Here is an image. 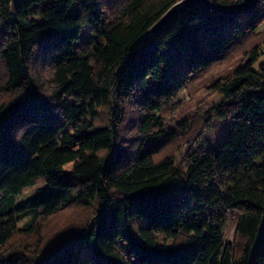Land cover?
Here are the masks:
<instances>
[{
    "label": "trees",
    "instance_id": "1",
    "mask_svg": "<svg viewBox=\"0 0 264 264\" xmlns=\"http://www.w3.org/2000/svg\"><path fill=\"white\" fill-rule=\"evenodd\" d=\"M67 1L16 0L12 10L0 0V262L25 261L3 250L14 213H32L27 229L40 215L95 201L89 224L45 253L37 242L29 264H81L77 241L90 264H264V65L253 67L260 46L245 45L257 21L240 23L260 16L264 0H209L210 9L197 5L144 42L177 0H86L85 16L96 14V38L86 40L85 16ZM231 49L243 59L215 82L231 132L202 157L156 158L176 135L162 128L161 110ZM101 107L113 111L111 125L94 123ZM128 107L137 113L130 140L118 133ZM68 124L72 133L58 138ZM38 178L44 185L16 201ZM228 212L243 240L237 252L223 237Z\"/></svg>",
    "mask_w": 264,
    "mask_h": 264
},
{
    "label": "rangeland",
    "instance_id": "2",
    "mask_svg": "<svg viewBox=\"0 0 264 264\" xmlns=\"http://www.w3.org/2000/svg\"><path fill=\"white\" fill-rule=\"evenodd\" d=\"M85 1L68 0L67 7L85 16V8L82 6ZM52 14L53 11L49 10L40 16H33V20L41 23ZM108 15V13H104L103 19L107 21ZM254 20L257 21L256 26L244 42L247 48L258 44L262 49L253 64V67L258 69L264 65V5L263 13L260 16L254 14L244 15L240 18V23L246 25ZM95 21L96 14L94 12L85 16L80 29L81 40L96 38ZM242 59V50L240 49H231L226 52L221 61L193 77L186 87L178 91L175 100L161 110L162 128L164 130L174 129L176 135L162 142L155 152L156 158L169 156L176 164L184 163L192 158L202 157L210 149L224 141L231 132L232 119L229 114L222 117L218 115V110L221 108L222 92L215 82L228 76ZM112 113L113 111L107 107L99 108L94 123L96 125H111L113 121ZM136 124V109L132 107L125 108L118 126L119 136L130 140L136 133ZM65 131L72 133L70 124L63 127L58 133V138H62ZM71 167L72 163L64 166L65 169ZM42 185H44L43 178H38L33 184L24 187L16 195V201L26 199ZM96 208L95 201L88 204L73 203L53 215L38 216L31 227L27 229L24 227L29 222L32 213H14L16 230L4 246V254L12 250L18 251L22 254V259L25 260L20 264H29V261L33 258L32 249L35 248L37 242H39L41 253H45L57 240L60 241L63 237L67 238V235L69 236L72 232L77 231L84 224H89L94 219ZM234 214L235 212L227 213L223 237L224 241L232 247V250L237 252L243 246V240L235 233ZM117 243L123 248L125 254L131 257L136 255V249L127 241L126 237H120ZM76 246L79 250L78 260L81 264H90L89 249L79 241L76 242ZM0 264L2 263L0 262Z\"/></svg>",
    "mask_w": 264,
    "mask_h": 264
},
{
    "label": "water",
    "instance_id": "3",
    "mask_svg": "<svg viewBox=\"0 0 264 264\" xmlns=\"http://www.w3.org/2000/svg\"><path fill=\"white\" fill-rule=\"evenodd\" d=\"M16 0H10V8L13 10ZM202 5L207 9L211 8L209 0H177L166 8L159 18L143 33L137 42H144L150 39L174 18L182 17L191 8Z\"/></svg>",
    "mask_w": 264,
    "mask_h": 264
}]
</instances>
